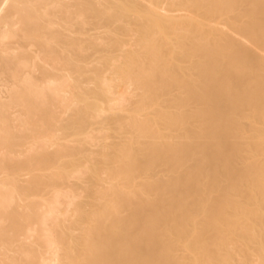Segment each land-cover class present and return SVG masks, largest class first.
<instances>
[{
    "label": "bare ground",
    "instance_id": "6f19581e",
    "mask_svg": "<svg viewBox=\"0 0 264 264\" xmlns=\"http://www.w3.org/2000/svg\"><path fill=\"white\" fill-rule=\"evenodd\" d=\"M0 264H264V0H0Z\"/></svg>",
    "mask_w": 264,
    "mask_h": 264
}]
</instances>
